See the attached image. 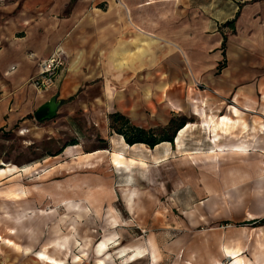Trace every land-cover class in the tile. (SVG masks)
Wrapping results in <instances>:
<instances>
[{
	"label": "crops",
	"instance_id": "0c3cea01",
	"mask_svg": "<svg viewBox=\"0 0 264 264\" xmlns=\"http://www.w3.org/2000/svg\"><path fill=\"white\" fill-rule=\"evenodd\" d=\"M247 1L0 0V134L13 133L26 147L49 141L59 145L60 124L80 119L104 142L95 151L84 152L78 143L57 148L32 166L19 169L8 164L0 169V177L7 179L1 192L6 197H0V264L27 255L36 264H45L39 253L65 264L64 240L71 241L76 253L71 264H77L88 251V244L81 246L78 241L96 237L62 234L63 208L74 215L78 212L74 206L79 205L64 199V194L73 197L80 190L47 181L72 169H91L97 158L105 176H128L138 182L139 161L127 157V151L141 149L150 153L152 170L182 163L174 173L203 210L214 208L221 227L240 226L243 238L233 245L223 238L222 255L224 248L239 249L249 264H264V224L253 225L264 219V49L258 33H250L257 28L250 19L254 7L244 6L239 13L238 3L254 0ZM216 21L233 22L234 34L221 36L212 28ZM57 49L63 53L64 65L54 85L39 92L32 84L39 62ZM177 86L183 91L181 99ZM53 97L59 103L55 118L37 123L33 113ZM185 110L195 121L182 128L191 125L179 148L174 139L151 150L138 145L127 149L121 137L108 132L107 117L113 113L143 128L148 122L142 113L150 112L153 128L160 125L155 122L160 116L163 127ZM199 130L205 136L199 141L203 148L188 149L191 136ZM211 150L215 160L199 155ZM113 152L123 156L124 168L112 166ZM129 159L136 161L134 167ZM47 161L52 162L45 166ZM34 174L30 184L17 183ZM128 183L116 191L111 185H89L85 196L95 211L96 196L103 194L107 232L102 242L107 249L101 256L111 252L123 259L122 264H134L144 255L134 243H120L127 225L134 221L138 225L143 212L142 194L131 188L133 182ZM129 193L133 196L128 202ZM48 194H54L50 203ZM48 208L51 212H44ZM48 219L53 220L55 232L42 245L47 241L43 238ZM35 224H40L41 232H28L26 225ZM17 230H23L21 237ZM152 257L149 264H157Z\"/></svg>",
	"mask_w": 264,
	"mask_h": 264
},
{
	"label": "rangeland",
	"instance_id": "374dc122",
	"mask_svg": "<svg viewBox=\"0 0 264 264\" xmlns=\"http://www.w3.org/2000/svg\"><path fill=\"white\" fill-rule=\"evenodd\" d=\"M254 1L251 3L248 2L246 5L238 3L240 6L239 13L244 6L251 5L254 7V12L250 14V19L257 24V28H255L256 31L255 29H251L250 33H258L264 49V0ZM224 23L225 22L216 21L212 28H214V30L216 28L215 31L219 32L221 36L229 38L234 32L230 28H223ZM262 75H264V66ZM182 88L183 87H181V89ZM196 88L197 87L193 89L195 90ZM182 93L183 91H179L177 86L176 94L180 96V99ZM150 114V112L146 111L142 113L143 121L148 122V124H143V129L157 130L165 127H162L164 124V118L162 116L155 120V122L158 121L160 124L159 126L150 127L154 124L152 121L154 116ZM181 116L185 117L188 121H195L186 110L176 114L173 118L178 120ZM67 122L68 123L65 122L59 126L61 128L58 136L59 145L55 144L53 141H49L26 147L25 143L20 141L13 133H5V135L0 134V169L8 164L14 165L19 169L32 166L34 163H39L42 159H46L45 157L52 151H55V149H61L65 144H69L73 140L82 146V151L84 152L95 151L104 147V142L99 140V135L92 126L84 124L80 119L67 120ZM108 132H110L109 129ZM191 137L192 145H187L188 149L203 148V143L199 144V141L201 142L202 138H205L202 131H195ZM127 157H136L137 161H139L138 168L141 169L142 175L138 176V182L132 181V178L128 176H105L106 173L103 166L97 165L98 162H100L97 158L95 160L96 163L91 165V169H72L59 176L58 179L54 178L47 181V184L55 185L53 183H56L58 180L62 185H73L75 190H80L78 191L79 194L73 193V197L71 194H64V199L69 198L71 201L74 200V202L82 207L74 215L67 213L65 207L63 208L62 234L66 237L73 232L76 236L95 234L96 237L90 242L84 239L78 241V245L81 246H83L84 243L88 244L86 247L88 251L85 255L79 256L77 264H122L123 259L113 255L111 252L101 256L107 249L106 244L102 242V236L107 232V224L105 223L106 218L103 215V194L96 196L95 211L88 205L91 202L89 201L88 203L85 196H87V186L89 185L95 184L97 187L111 185L112 189L116 191L128 185V181L133 182L131 188H134L142 194L140 195V202L143 204L142 218L138 220V225L135 224V221L128 224L125 233L120 237V243H134L140 252H144V255H141L143 257L134 264H149L148 260H150L152 256L157 260V264H225L227 262L225 258L228 259L226 264H230L232 261H236L235 264H249V262L243 258L242 252L239 249L224 248L222 255V239L224 238L226 244L229 243L233 245V243L236 244V241L243 238L242 234L244 233L238 230L240 226L227 225L221 227V221L216 219V211L214 208L208 211V213L203 210L204 207L200 206L196 197L190 193L187 188L181 185L178 176L174 173V168L176 167L175 172H177L176 170L182 166V163H170L152 170L153 165L151 164L150 153L148 151L143 149H141V151H127ZM129 160H131L130 165L134 167L136 161L133 159ZM51 162L52 161H47L45 166L51 164ZM35 177L36 174L25 175L21 177V180L17 183L30 184V182L33 181L30 180ZM6 182L7 179L1 176V199L6 197L5 194L1 193L4 189L3 187L7 185ZM101 193L103 192L101 191ZM53 196L54 194H48L45 198L50 203ZM83 207L87 212L83 210ZM50 210L52 209L48 208L44 212L50 213ZM187 213L189 217H187ZM48 220L49 230L43 238L47 239V241L43 240L41 242L42 245L49 243L48 238L51 236L50 233L55 232V225L50 224L53 220ZM26 226L28 232H41L40 224ZM22 232L23 230H17L19 237H21L20 234ZM63 243L67 250L64 259L65 261L68 260L65 264H71L72 260H76L74 259L76 253L74 251L72 252L71 241L64 240ZM223 256L225 258H223ZM9 264H36V261L33 257H30V255H27L26 257L16 258V260L9 262Z\"/></svg>",
	"mask_w": 264,
	"mask_h": 264
},
{
	"label": "trees",
	"instance_id": "16d2710c",
	"mask_svg": "<svg viewBox=\"0 0 264 264\" xmlns=\"http://www.w3.org/2000/svg\"><path fill=\"white\" fill-rule=\"evenodd\" d=\"M223 27L233 29V22L224 24ZM225 42V37H223V43ZM108 129L110 134L117 135L122 138L124 144L127 146L133 145H144L148 149H153L155 146L161 143L172 144L175 135L179 130H181L186 123L189 121L181 116L178 120L172 118L168 124L161 129H149L145 130L143 128L133 126L130 121L123 115L119 113H113L108 115ZM78 143L73 140L69 144H65L63 148L69 146H75ZM61 148V149H63ZM61 150H59L54 156L59 155ZM51 154H49L50 156ZM264 219L261 221L253 223V225H263Z\"/></svg>",
	"mask_w": 264,
	"mask_h": 264
},
{
	"label": "built area",
	"instance_id": "2783aa9c",
	"mask_svg": "<svg viewBox=\"0 0 264 264\" xmlns=\"http://www.w3.org/2000/svg\"><path fill=\"white\" fill-rule=\"evenodd\" d=\"M114 2L119 3V0H114ZM63 65V53L60 49H57L51 56L39 62V72L32 82L33 87L39 92L49 90L54 85L57 71L63 67Z\"/></svg>",
	"mask_w": 264,
	"mask_h": 264
},
{
	"label": "bare ground",
	"instance_id": "6f19581e",
	"mask_svg": "<svg viewBox=\"0 0 264 264\" xmlns=\"http://www.w3.org/2000/svg\"><path fill=\"white\" fill-rule=\"evenodd\" d=\"M194 125V124H192ZM200 126H202L203 128H205L204 124H199ZM191 125H187L184 129H181L177 132V134L175 135L174 139H175V146L176 148H179L181 147L182 145V140H183V135H184V132L190 127ZM138 146H144V145H138ZM125 147L128 149V148H131V146H128L125 144ZM174 147V146H173ZM147 149V148H146ZM151 150V149H150ZM180 150V149H179ZM201 157L204 156L205 160H215L216 159V154L213 152V150L207 152V154H199ZM87 156V155H86ZM89 156V155H88ZM86 159V158H85ZM111 164L114 168H117V169H121V168H124L125 164L123 165V156L120 155L118 152H113L112 155H111ZM89 160V159H88ZM84 162V161H83ZM78 163V162H77ZM129 163H131V160H129ZM76 164V163H75ZM79 164V163H78ZM81 164V163H80ZM83 167V166H82ZM81 167V168H82ZM47 173V172H45ZM36 178V177H35ZM129 182V181H128ZM129 184V183H128ZM129 186V185H128ZM22 191V189H21ZM123 191V190H122ZM133 191V190H132ZM23 192V191H22ZM134 192V191H133ZM10 195V194H9ZM88 196V195H87ZM133 196V193H129L128 195V202L130 201V199L132 198ZM8 197V195H7ZM20 197V196H19ZM76 204V206L74 207H77L78 209L77 210H80L82 206H79ZM70 207V206H68ZM67 209H70L68 208ZM83 210L85 212H87V210L83 207ZM68 211V210H67ZM132 214V213H131ZM83 215V214H82ZM85 215V214H84ZM59 242V241H58ZM104 246V245H102ZM55 247V246H54ZM38 257L42 259V261L46 262L47 264H59L57 261L47 257L45 254L43 253H39L38 254ZM78 260V259H77Z\"/></svg>",
	"mask_w": 264,
	"mask_h": 264
},
{
	"label": "water",
	"instance_id": "95a60500",
	"mask_svg": "<svg viewBox=\"0 0 264 264\" xmlns=\"http://www.w3.org/2000/svg\"><path fill=\"white\" fill-rule=\"evenodd\" d=\"M58 107L59 103L53 97L33 113V118L37 123L51 121L55 118Z\"/></svg>",
	"mask_w": 264,
	"mask_h": 264
}]
</instances>
